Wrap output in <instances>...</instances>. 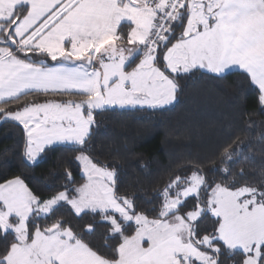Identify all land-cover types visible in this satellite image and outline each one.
Returning <instances> with one entry per match:
<instances>
[{
  "label": "snow or ice",
  "instance_id": "6c2138e0",
  "mask_svg": "<svg viewBox=\"0 0 264 264\" xmlns=\"http://www.w3.org/2000/svg\"><path fill=\"white\" fill-rule=\"evenodd\" d=\"M233 68L264 105V0H0V122L22 126L28 162L56 144L78 149L86 177L72 187L66 171L62 190L47 195L19 175L0 183V237L13 236L0 264H223L222 255L264 264V179L241 183L244 170L232 171L248 158L239 139L222 146L218 182L191 164L148 209L120 193L117 167L87 154L95 113L162 109L182 74L222 78ZM30 93L84 98L16 103ZM64 208L92 219L73 224L58 215ZM100 229L91 246L84 237Z\"/></svg>",
  "mask_w": 264,
  "mask_h": 264
},
{
  "label": "trees",
  "instance_id": "16d2710c",
  "mask_svg": "<svg viewBox=\"0 0 264 264\" xmlns=\"http://www.w3.org/2000/svg\"><path fill=\"white\" fill-rule=\"evenodd\" d=\"M123 24L126 29L127 22ZM179 33L178 28L176 35ZM182 77L176 100L162 109L109 108L94 114V136L87 154L107 162L110 168L117 167L120 193L134 197L144 209L157 204L156 193L176 176L190 175L191 164H202L203 174L218 182L221 173L216 169L222 167L219 153L226 141L239 139L247 146L244 155L248 158L240 157L232 165L234 173L244 170L241 183H259L264 179V105L260 104L259 89L250 82V77L238 69L222 78L204 70ZM78 98L84 97L30 93L16 103ZM8 107L15 110V105ZM24 144L22 126L12 121L0 122V183L19 175L34 192L47 195L51 190H62L58 186L67 182L66 171L72 173V187L84 182L75 160L78 149L56 144L49 146L36 162H28L23 155ZM58 215L78 225L92 219L73 218L67 208ZM101 233L102 229L84 239L98 247L102 243ZM12 240L11 234L0 237V250ZM221 259L223 264H235L239 256L222 255Z\"/></svg>",
  "mask_w": 264,
  "mask_h": 264
},
{
  "label": "rangeland",
  "instance_id": "374dc122",
  "mask_svg": "<svg viewBox=\"0 0 264 264\" xmlns=\"http://www.w3.org/2000/svg\"><path fill=\"white\" fill-rule=\"evenodd\" d=\"M122 23H126V22H122ZM138 62V61H137ZM234 69H236V68H234ZM127 71H131V69L129 68V69H126ZM66 100V99H65ZM74 100V99H73ZM172 103V102H171ZM170 103V104H171ZM169 105V104H168ZM166 106V105H165ZM136 107H141V106H136ZM136 107H131V106H129V107H125V108H136ZM143 107H146V108H148L147 106H143ZM111 108H119V107H117V106H113V107H111ZM25 139H26V135H25ZM81 174H82V170H81ZM83 175V174H82ZM84 176V175H83ZM13 178V177H12ZM12 178H9V179H12ZM84 182L86 181V177L84 176ZM9 179H7V180H9ZM4 182V181H3ZM3 182H1V183H3ZM83 182V183H84ZM133 232H134V230H133ZM133 234V233H132ZM131 235V234H130ZM146 246V245H145Z\"/></svg>",
  "mask_w": 264,
  "mask_h": 264
},
{
  "label": "crops",
  "instance_id": "0c3cea01",
  "mask_svg": "<svg viewBox=\"0 0 264 264\" xmlns=\"http://www.w3.org/2000/svg\"><path fill=\"white\" fill-rule=\"evenodd\" d=\"M257 88H258V86H257ZM80 99H83V98H80ZM80 99L78 98V99H74V100L79 101ZM50 100H56V99H50ZM66 100H68V99H66ZM39 102H43V101H39Z\"/></svg>",
  "mask_w": 264,
  "mask_h": 264
}]
</instances>
